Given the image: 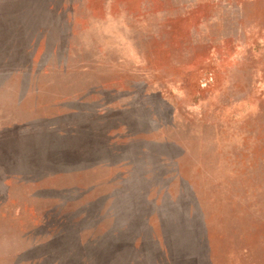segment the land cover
I'll return each instance as SVG.
<instances>
[{
    "label": "rangeland",
    "instance_id": "obj_1",
    "mask_svg": "<svg viewBox=\"0 0 264 264\" xmlns=\"http://www.w3.org/2000/svg\"><path fill=\"white\" fill-rule=\"evenodd\" d=\"M0 264H264V0H0Z\"/></svg>",
    "mask_w": 264,
    "mask_h": 264
}]
</instances>
